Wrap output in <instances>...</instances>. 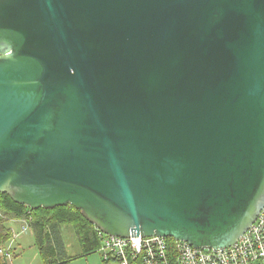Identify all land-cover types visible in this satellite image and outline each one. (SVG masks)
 <instances>
[{
  "label": "water",
  "instance_id": "1",
  "mask_svg": "<svg viewBox=\"0 0 264 264\" xmlns=\"http://www.w3.org/2000/svg\"><path fill=\"white\" fill-rule=\"evenodd\" d=\"M0 193L235 244L264 208V0H0Z\"/></svg>",
  "mask_w": 264,
  "mask_h": 264
},
{
  "label": "built area",
  "instance_id": "2",
  "mask_svg": "<svg viewBox=\"0 0 264 264\" xmlns=\"http://www.w3.org/2000/svg\"><path fill=\"white\" fill-rule=\"evenodd\" d=\"M107 235L102 236L99 251L105 260L118 264H264V208L239 240L224 248H197L184 240L170 248L158 235ZM0 253L11 256L9 248L1 247Z\"/></svg>",
  "mask_w": 264,
  "mask_h": 264
},
{
  "label": "trees",
  "instance_id": "3",
  "mask_svg": "<svg viewBox=\"0 0 264 264\" xmlns=\"http://www.w3.org/2000/svg\"><path fill=\"white\" fill-rule=\"evenodd\" d=\"M10 220L27 221L35 235L36 245L44 264H59L77 257V254H70L67 251L62 237V227H69L74 231L83 254L99 250L102 236H108L103 232L100 234L97 226L71 204L32 209L28 205L15 202L7 193H0V248L5 247L13 235L6 226ZM174 240L173 237H169L170 244H173ZM0 264H11L10 257L0 253Z\"/></svg>",
  "mask_w": 264,
  "mask_h": 264
},
{
  "label": "rangeland",
  "instance_id": "4",
  "mask_svg": "<svg viewBox=\"0 0 264 264\" xmlns=\"http://www.w3.org/2000/svg\"><path fill=\"white\" fill-rule=\"evenodd\" d=\"M16 224V231H21V236L18 241L15 243V234L11 236V238L7 241L6 246L9 248L11 252L10 259H12V264H38L39 262L43 264L42 257L40 255L38 246L36 245L35 235L32 229L27 232H22L21 224ZM70 229V228H69ZM73 236H76L72 229L69 230ZM15 244V248L14 245ZM80 247V246H79ZM79 247H75L72 249V252H78ZM7 248V249H8ZM16 249V250H15ZM16 251V255H15ZM72 264H103L101 261V255L96 252L91 254L88 259H77Z\"/></svg>",
  "mask_w": 264,
  "mask_h": 264
},
{
  "label": "crops",
  "instance_id": "5",
  "mask_svg": "<svg viewBox=\"0 0 264 264\" xmlns=\"http://www.w3.org/2000/svg\"><path fill=\"white\" fill-rule=\"evenodd\" d=\"M14 223H20L21 224V229H22V232H27L28 230L31 229V227L29 228H26L24 230V227H25V224H27V221L26 220H10L9 222L6 223V226L15 234L14 238H15V243L18 241V239L20 238V236L22 235L21 234V231L17 232L15 229V225ZM71 229V228H70ZM69 227H62V237H63V241L66 245V249L67 251L70 253V254H77V257L76 258H73L72 260L70 261H66V262H63V263H59V264H72L75 260L77 259H83V260H86L88 259V257L93 254V253H96L98 252L100 255H101V261L103 264H118V262L114 259H108V260H105L103 255H102V252L99 251V250H96L92 253H89V254H83L81 252V248L79 247L80 244H79V240L77 238V236H73L71 233H70V230ZM76 235V234H75ZM14 248H15V244L13 245ZM79 247V251L78 252H72V249L75 248V247ZM4 248H8L6 245ZM39 249V248H38ZM16 250V249H15ZM40 252V251H39ZM15 255H16V251H15ZM41 255V254H40ZM42 257V256H41ZM43 260V259H42ZM10 263L12 264V259H10ZM38 264H41L40 262ZM43 264H44V261H43ZM140 264H142L140 262Z\"/></svg>",
  "mask_w": 264,
  "mask_h": 264
},
{
  "label": "bare ground",
  "instance_id": "6",
  "mask_svg": "<svg viewBox=\"0 0 264 264\" xmlns=\"http://www.w3.org/2000/svg\"><path fill=\"white\" fill-rule=\"evenodd\" d=\"M160 237H162L165 241H166V243L170 246V248H172L174 245H175V243L179 240V239H175L174 237V243L173 244H170V241H169V236H160ZM102 243H103V239H102ZM190 244V243H189ZM193 246V245H192ZM232 246V245H231ZM227 247H229V246H227ZM198 248V247H197ZM221 248H224V247H221Z\"/></svg>",
  "mask_w": 264,
  "mask_h": 264
}]
</instances>
